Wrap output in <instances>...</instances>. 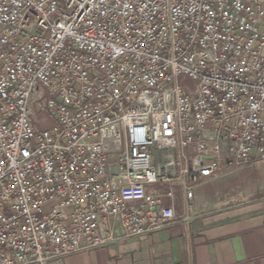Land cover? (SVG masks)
Segmentation results:
<instances>
[{"label":"built area","instance_id":"built-area-1","mask_svg":"<svg viewBox=\"0 0 264 264\" xmlns=\"http://www.w3.org/2000/svg\"><path fill=\"white\" fill-rule=\"evenodd\" d=\"M262 160L264 0H0V264L157 230L154 184Z\"/></svg>","mask_w":264,"mask_h":264},{"label":"crops","instance_id":"crops-1","mask_svg":"<svg viewBox=\"0 0 264 264\" xmlns=\"http://www.w3.org/2000/svg\"><path fill=\"white\" fill-rule=\"evenodd\" d=\"M53 123L49 119V124L36 127ZM160 156L155 150L154 161ZM153 186L173 209L169 224L48 264H264V160L192 183L191 197L182 183Z\"/></svg>","mask_w":264,"mask_h":264},{"label":"rangeland","instance_id":"rangeland-1","mask_svg":"<svg viewBox=\"0 0 264 264\" xmlns=\"http://www.w3.org/2000/svg\"><path fill=\"white\" fill-rule=\"evenodd\" d=\"M54 120V119H53ZM43 125L49 124V121H47L46 123H42Z\"/></svg>","mask_w":264,"mask_h":264}]
</instances>
